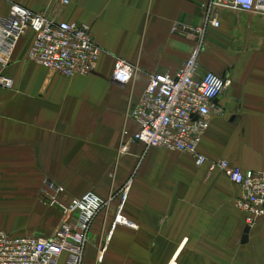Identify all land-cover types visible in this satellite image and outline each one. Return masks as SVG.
I'll list each match as a JSON object with an SVG mask.
<instances>
[{
	"label": "crops",
	"instance_id": "1",
	"mask_svg": "<svg viewBox=\"0 0 264 264\" xmlns=\"http://www.w3.org/2000/svg\"><path fill=\"white\" fill-rule=\"evenodd\" d=\"M203 1L0 0L1 14L17 2L88 23L102 50L93 72L67 77L29 58L31 31L15 47L6 69L14 86H0V217L12 223L8 228L0 218V229L53 234L60 210L47 217L26 215L42 205L45 180L62 184L68 200L89 190L107 198L132 178L124 215L137 227L118 224L107 241L119 201L111 202L93 221L82 264H264V218L247 223L235 205L238 185L233 183L231 199L213 184L214 175L206 187L221 193L199 198L201 169L209 172L189 154L159 147L146 151L137 141L120 152L123 130L130 135L138 128L129 106L150 76L176 72L196 44ZM219 20L205 34L199 72L214 71L228 86L216 99L224 112L210 117L200 149L245 171L263 170L264 14L225 9ZM117 58L137 66L132 83L113 80ZM6 208L19 213L8 215ZM67 260L65 251L57 264Z\"/></svg>",
	"mask_w": 264,
	"mask_h": 264
},
{
	"label": "built area",
	"instance_id": "2",
	"mask_svg": "<svg viewBox=\"0 0 264 264\" xmlns=\"http://www.w3.org/2000/svg\"><path fill=\"white\" fill-rule=\"evenodd\" d=\"M225 9L264 14V0L201 2L202 22L196 28V44L176 72L150 76L138 100L129 106L128 115L138 128L130 135L126 128L123 130L120 152L129 149V141H137L146 151L153 147L177 150L192 156L195 165L205 166L209 173H224L241 188L235 205L245 212L246 221L251 224L257 218H264V169L245 171L227 158H211L200 149L210 117L224 112L216 105V99L227 88L228 79L210 70L201 74L199 69L205 34L209 27L220 25L219 14ZM28 31L33 33L28 56L35 62L67 77L95 70L102 50L92 36L90 24L61 20L11 2L7 14L0 13V86L9 89L14 86L6 69L19 40ZM136 74L135 64L123 58L115 60L113 80L127 85ZM131 180L121 189L113 190L107 198L89 190L68 200L62 184L45 180L41 197L60 210V224L50 236L18 235L0 229V264H57L65 251L68 264H82L93 221L100 212L109 210L111 202L119 201L107 231V241L118 224L137 227L124 215ZM104 251V248L99 250V260Z\"/></svg>",
	"mask_w": 264,
	"mask_h": 264
},
{
	"label": "rangeland",
	"instance_id": "3",
	"mask_svg": "<svg viewBox=\"0 0 264 264\" xmlns=\"http://www.w3.org/2000/svg\"><path fill=\"white\" fill-rule=\"evenodd\" d=\"M159 148H162V147H159ZM165 149L168 150V151H177V150H172V149H167V148H165ZM201 170H203L202 171L203 173L198 178V182H199V185H198V189H199L198 190V197L199 198H203V199H205V198H207V199L217 198L218 197V194L221 193L218 190H215V191H212V192L211 191H208L209 189L206 187V185L208 186V184L211 183L209 178H211V177H213L215 175L214 176L215 178L213 177V184L214 185L218 184L219 187H221V189L223 190V192H225L227 190L228 193H229V198L234 199L233 190L231 189L234 186V184L231 183L224 174H222L220 172H216V173H212V174L207 173V175H206V171H204L205 168H202ZM127 182L128 181H126L125 183H127ZM43 185H44V182H43ZM123 185L119 189H121L123 187ZM41 200H42L41 201L42 205L39 206L38 208L28 209V211L26 212V215H34V216H36L38 214L39 217H41V216L47 217L48 215H50V212L56 211V209H58L55 206H51L50 204L45 203L42 197H41ZM26 210H27V208H25L22 212L24 213ZM5 211L7 212L8 215H13L15 213H19L18 210H16L15 208H6ZM0 218L5 221L4 223H6L5 224L6 227L9 228L8 225H11L12 224L10 222L11 220H9L6 215L1 216ZM38 224H40V223H38ZM42 225H44V223Z\"/></svg>",
	"mask_w": 264,
	"mask_h": 264
},
{
	"label": "water",
	"instance_id": "4",
	"mask_svg": "<svg viewBox=\"0 0 264 264\" xmlns=\"http://www.w3.org/2000/svg\"><path fill=\"white\" fill-rule=\"evenodd\" d=\"M249 229H250V227H249V225L247 224V226H246V228H245V231H244V236H243V240H247V238H248V233H249Z\"/></svg>",
	"mask_w": 264,
	"mask_h": 264
}]
</instances>
